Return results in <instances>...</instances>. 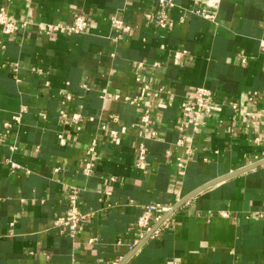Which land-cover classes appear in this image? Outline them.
<instances>
[{
    "label": "crops",
    "instance_id": "crops-1",
    "mask_svg": "<svg viewBox=\"0 0 264 264\" xmlns=\"http://www.w3.org/2000/svg\"><path fill=\"white\" fill-rule=\"evenodd\" d=\"M175 2L159 29L156 0H0V264H264V0H223L213 22ZM76 13L81 35L64 30ZM198 88L216 105L194 129L180 105ZM73 189L76 238L54 226ZM152 203L171 212L145 232Z\"/></svg>",
    "mask_w": 264,
    "mask_h": 264
},
{
    "label": "built area",
    "instance_id": "built-area-1",
    "mask_svg": "<svg viewBox=\"0 0 264 264\" xmlns=\"http://www.w3.org/2000/svg\"><path fill=\"white\" fill-rule=\"evenodd\" d=\"M159 3L161 8L160 14L157 18H155L152 14H147L146 19L151 22L154 21L156 26L159 29H167L172 26V22L168 17V12L170 9L176 7L175 0H156ZM198 7L194 8L192 13L199 15L200 17L208 20L215 21L218 8L220 7L223 0H193ZM112 25L114 29H116L119 33V38L122 37L125 33H128L130 27L125 25L122 20L117 18H112ZM88 21L86 17L82 13H76L74 15V21L71 25H66L64 30L66 33L73 35H81L87 31ZM58 30L57 27H49L48 33L56 32ZM10 29H7L6 32H9ZM185 52H177L175 53V59H180ZM158 64H154L157 66ZM144 65L140 64L139 67L142 68ZM141 81V79H138ZM142 82V81H141ZM144 91L146 97H159L160 91H153L149 88L148 85L144 84ZM258 93L254 92L249 95V100L252 103H256ZM115 99H119V96H115ZM125 101L139 105L143 100V97L136 98H124ZM215 99L212 93L205 88H198L192 94L187 96L180 105L181 117L188 123L192 124L194 129H198L201 126L205 125L206 120L211 118L214 114L215 108ZM63 113V112H62ZM150 114H151V106L148 105L143 110L142 115L140 116V123L143 125L144 133L148 137L156 136V133L150 128ZM64 115V114H63ZM117 120V118H114ZM9 125L5 124L3 130L5 134L9 133ZM124 128L121 129L124 132ZM110 136L114 139L118 137L117 130H111L109 132ZM6 136V135H5ZM59 141L62 145L65 143V139L63 135H59ZM12 150H15V146H11ZM97 150L94 145L90 146L86 151V156L83 162V172L85 175H91L96 166V162L98 160ZM147 156V148L143 142H140L137 145V166L142 167L145 165ZM181 167V163L179 164ZM114 181V178H111ZM80 193L77 189H73L69 196V208L66 213L57 217L54 221V226L66 232L71 238H76L81 224L90 217V214L82 213L79 209ZM171 212V207L162 203H152L145 208L143 215L139 218L137 226L140 230L145 232L150 230V222L155 218L157 221H161L164 219L163 217ZM258 218H264V213L258 212L256 214ZM156 230H152V233H155ZM151 233V234H152ZM150 234V235H151ZM116 264V263H114Z\"/></svg>",
    "mask_w": 264,
    "mask_h": 264
},
{
    "label": "water",
    "instance_id": "water-1",
    "mask_svg": "<svg viewBox=\"0 0 264 264\" xmlns=\"http://www.w3.org/2000/svg\"><path fill=\"white\" fill-rule=\"evenodd\" d=\"M262 164H264V162H263ZM224 179H225V178L220 179V180H218V181H216V182H214V183H210L207 187H209V186H211V185H213V184H215V183H217V182H220V181H222V180H224ZM199 192H200V190L197 191L196 193H199ZM196 193H193V195H195Z\"/></svg>",
    "mask_w": 264,
    "mask_h": 264
}]
</instances>
